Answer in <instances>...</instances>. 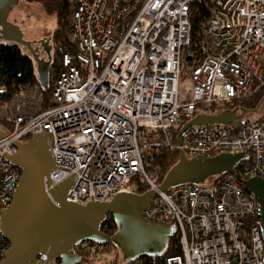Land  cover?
<instances>
[{
    "label": "built area",
    "instance_id": "2783aa9c",
    "mask_svg": "<svg viewBox=\"0 0 264 264\" xmlns=\"http://www.w3.org/2000/svg\"><path fill=\"white\" fill-rule=\"evenodd\" d=\"M69 1V42L60 70L50 75L47 99L40 86L24 85L0 106L14 142L43 133L57 166L48 197L55 202L48 190L80 169L69 202L153 190L159 174L147 173L142 160L150 148L181 149L190 157L245 152L233 174L159 191L143 214L168 224V240H178L181 252L163 264H264L259 201L242 184L264 180V0H202L208 16L195 38L196 0ZM258 92L263 100L255 111L233 103ZM228 103L239 118L187 126L178 145L188 122L232 111L224 109ZM17 151L0 138V211L19 185L20 169L5 158ZM9 248L0 231V261ZM102 250L95 242L73 247L82 256L78 264H91ZM35 260L44 263L47 256L40 252Z\"/></svg>",
    "mask_w": 264,
    "mask_h": 264
},
{
    "label": "water",
    "instance_id": "95a60500",
    "mask_svg": "<svg viewBox=\"0 0 264 264\" xmlns=\"http://www.w3.org/2000/svg\"><path fill=\"white\" fill-rule=\"evenodd\" d=\"M55 26V15L48 17L38 3L0 0V41L21 46L31 55L39 86L44 92L50 86L51 57L47 61L40 59L30 49L41 42L49 56L50 46L46 39L52 37ZM236 108L217 115H198L181 129L177 136L178 145V138L187 126L226 125L239 118L234 115ZM5 136L18 149L14 155H5V158L20 169L21 175L11 204L0 211V231L10 242L0 264H55L57 259L60 264H78L82 256L73 252V247L83 242L112 244L120 251L123 260L130 262L141 255L161 254L167 247L169 225L145 218L143 212L148 208L152 195L188 184H209L221 174H233L234 167L247 159L245 152L190 157L180 149L178 161L165 174L159 187L142 195L115 194L108 202L93 201L91 196V201L85 205L67 201V192L80 169L48 190L57 205L46 193V187L52 181L51 171L57 166L43 133L34 134L28 142H14L9 132L0 126V138ZM242 184L259 201L258 213L262 219L260 226L264 240V180L255 176L243 180ZM108 215L118 226L113 236L101 231ZM40 252L47 256L44 263L35 260Z\"/></svg>",
    "mask_w": 264,
    "mask_h": 264
},
{
    "label": "trees",
    "instance_id": "16d2710c",
    "mask_svg": "<svg viewBox=\"0 0 264 264\" xmlns=\"http://www.w3.org/2000/svg\"><path fill=\"white\" fill-rule=\"evenodd\" d=\"M26 2L39 3L49 15H55L56 26L52 34L54 42L55 59L52 61L50 75L54 76L61 68L59 58L68 45V31L70 30L71 3L69 0H25ZM208 16V8L202 0H196L193 11L190 16L192 26V36L195 38L198 33L200 23ZM24 85H37L38 78L35 72V63L30 54L24 52L21 46L14 43L0 41V106L10 102L16 90ZM50 89L44 92L47 99ZM263 93L258 92L250 96L235 99L234 104L242 103L244 111H254L259 106ZM235 106L230 103L225 105L226 110L234 109ZM0 124L7 128L5 120L0 119ZM8 129V128H7ZM179 152H172L165 148H150L142 152V160L147 173L158 172L160 182H162L168 170L178 161ZM225 174L219 175V177ZM241 180V178H239ZM145 187H141L138 193L142 195ZM118 230L113 217L108 215L102 224L101 231L107 235L113 236ZM116 249L115 258L105 264H132L125 261L120 251L112 244L103 245V253H107L111 248ZM181 252L176 237L170 238L167 247L161 254L152 256L141 255L134 262L140 261L143 264H163L166 257L179 254ZM85 259V257H84ZM55 264H60L57 259Z\"/></svg>",
    "mask_w": 264,
    "mask_h": 264
},
{
    "label": "rangeland",
    "instance_id": "374dc122",
    "mask_svg": "<svg viewBox=\"0 0 264 264\" xmlns=\"http://www.w3.org/2000/svg\"><path fill=\"white\" fill-rule=\"evenodd\" d=\"M26 2V1H25ZM27 3H29V2H27ZM32 3H35V2H32ZM39 4V3H38ZM45 13H46V15L48 16V17H51V16H53V15H49L46 11H45ZM68 36H69V34H68ZM221 110H223V104H218V106L216 107V110H215V112H220ZM236 115L238 116V115H240V112L239 111H237L236 112ZM116 249H114V247L113 248H111V250L110 251H112V255H111V253H110V251L109 252H107V253H103V254H100L99 256H93L92 257V260H91V264H105V263H107L108 261H110L111 259H113V258H115L116 256H115V251Z\"/></svg>",
    "mask_w": 264,
    "mask_h": 264
},
{
    "label": "flooded vegetation",
    "instance_id": "af4514ba",
    "mask_svg": "<svg viewBox=\"0 0 264 264\" xmlns=\"http://www.w3.org/2000/svg\"><path fill=\"white\" fill-rule=\"evenodd\" d=\"M46 40L48 42V45L50 46V54H49V56L44 51V48H43L41 42H39L38 44L32 46L30 50L34 51V53H37L40 59H44V60L47 61L48 57H51V63H52V61L55 59L54 42H53L52 38H47Z\"/></svg>",
    "mask_w": 264,
    "mask_h": 264
}]
</instances>
